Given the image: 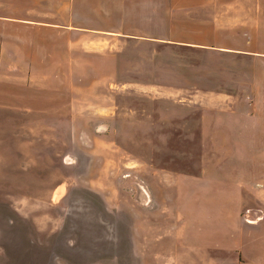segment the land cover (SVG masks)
I'll list each match as a JSON object with an SVG mask.
<instances>
[{
	"label": "rangeland",
	"instance_id": "1",
	"mask_svg": "<svg viewBox=\"0 0 264 264\" xmlns=\"http://www.w3.org/2000/svg\"><path fill=\"white\" fill-rule=\"evenodd\" d=\"M259 1L156 0L155 35L94 37L75 115L0 92V264H247L215 231L264 219V70L220 49L264 51Z\"/></svg>",
	"mask_w": 264,
	"mask_h": 264
},
{
	"label": "crops",
	"instance_id": "2",
	"mask_svg": "<svg viewBox=\"0 0 264 264\" xmlns=\"http://www.w3.org/2000/svg\"><path fill=\"white\" fill-rule=\"evenodd\" d=\"M10 1L0 3V92L20 95V98H31L28 95L30 93L41 94L35 97L34 102L25 101L24 97L22 99L29 102V107L22 105L23 108L37 110L35 112L40 114H76L71 109L75 103L72 85L87 81L77 69L85 71L91 68L94 59L89 55L93 49L94 37H100L101 40H111L113 37L136 39L157 33L156 0ZM218 1L196 0L203 4ZM145 2L149 3L147 10L136 6ZM235 2L236 0H232V3ZM14 3L18 5L13 6ZM257 4L260 13L264 15V0ZM174 19L172 16L167 17L169 22ZM186 19L199 23L194 18ZM168 29L171 34L191 37L200 35L207 28L198 25L172 27L171 24ZM174 30L177 32L174 33ZM246 35L247 46H251L253 43L248 36L250 34ZM262 41L264 39L261 37ZM173 46L195 53L216 49L196 38H182L173 43ZM261 49L264 50V47ZM220 51L253 56L252 62H260V67L264 70V51ZM97 60L102 64V60ZM122 60L124 57L121 63ZM221 225L215 231V237L222 242L219 244H227L228 238L236 237V246L245 256L247 264H264V219L258 222H240L233 227L235 231L231 230V224ZM214 248L218 250V247Z\"/></svg>",
	"mask_w": 264,
	"mask_h": 264
}]
</instances>
